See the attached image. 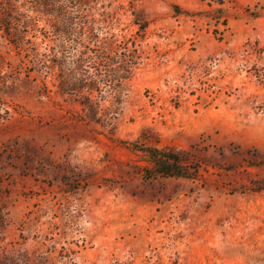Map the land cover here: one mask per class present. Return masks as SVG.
Masks as SVG:
<instances>
[{"label": "rangeland", "instance_id": "rangeland-1", "mask_svg": "<svg viewBox=\"0 0 264 264\" xmlns=\"http://www.w3.org/2000/svg\"><path fill=\"white\" fill-rule=\"evenodd\" d=\"M78 6L139 65L87 110L0 32V264H264V0Z\"/></svg>", "mask_w": 264, "mask_h": 264}, {"label": "trees", "instance_id": "trees-1", "mask_svg": "<svg viewBox=\"0 0 264 264\" xmlns=\"http://www.w3.org/2000/svg\"><path fill=\"white\" fill-rule=\"evenodd\" d=\"M81 0H34L38 16L20 0H0L1 38L20 58L18 74L23 69L28 77L36 73L43 79L46 93H51L47 80L63 95L73 97L84 109L99 106L95 99L105 89L121 88L132 78L139 59L132 62V52L123 47L115 35L103 34L86 19ZM47 18L49 27H40ZM148 176L195 178L178 154L157 148L149 149Z\"/></svg>", "mask_w": 264, "mask_h": 264}]
</instances>
